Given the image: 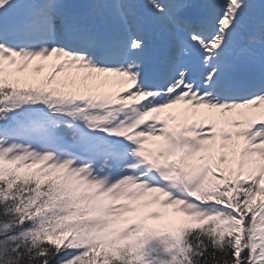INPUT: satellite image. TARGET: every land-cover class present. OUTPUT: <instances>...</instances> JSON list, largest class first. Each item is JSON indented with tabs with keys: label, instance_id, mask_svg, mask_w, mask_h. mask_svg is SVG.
<instances>
[{
	"label": "snow or ice",
	"instance_id": "1",
	"mask_svg": "<svg viewBox=\"0 0 264 264\" xmlns=\"http://www.w3.org/2000/svg\"><path fill=\"white\" fill-rule=\"evenodd\" d=\"M0 264H264V0H0Z\"/></svg>",
	"mask_w": 264,
	"mask_h": 264
},
{
	"label": "rangeland",
	"instance_id": "2",
	"mask_svg": "<svg viewBox=\"0 0 264 264\" xmlns=\"http://www.w3.org/2000/svg\"><path fill=\"white\" fill-rule=\"evenodd\" d=\"M45 71H47V69H46ZM113 76H114V75H113Z\"/></svg>",
	"mask_w": 264,
	"mask_h": 264
}]
</instances>
